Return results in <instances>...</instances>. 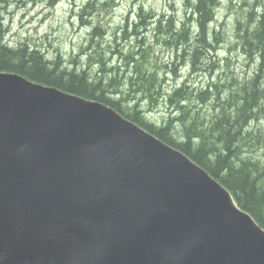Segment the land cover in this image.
Wrapping results in <instances>:
<instances>
[{
  "label": "water",
  "instance_id": "obj_1",
  "mask_svg": "<svg viewBox=\"0 0 264 264\" xmlns=\"http://www.w3.org/2000/svg\"><path fill=\"white\" fill-rule=\"evenodd\" d=\"M0 264H264V228L118 111L0 73Z\"/></svg>",
  "mask_w": 264,
  "mask_h": 264
},
{
  "label": "trees",
  "instance_id": "obj_2",
  "mask_svg": "<svg viewBox=\"0 0 264 264\" xmlns=\"http://www.w3.org/2000/svg\"><path fill=\"white\" fill-rule=\"evenodd\" d=\"M119 1L88 0L78 13L80 23L91 25L87 17L97 4L100 10L108 11ZM220 1L184 0V17L179 23L174 16H159L141 5L136 19L126 18L105 49L102 39L108 31L94 25L86 40L89 47L81 52L84 59L87 57L82 64L75 57L68 64L60 55L49 59L26 41L9 45L8 26L0 15V73L19 74L118 111L203 167L231 192L240 209L264 227V132L252 127L264 116V7L257 20L252 19L248 26L238 23L235 31L248 64H255L250 78L239 81L232 77L225 83L220 79L200 91L191 88L186 79L168 93L163 89L167 73L178 77L185 66L190 74L206 71L201 60L206 52H216L221 41V34L212 28ZM151 24L155 43L148 42L145 35ZM122 39H129L126 41L133 42L132 46L124 49ZM155 45L174 50L180 61L173 65L158 62ZM109 53L116 56V63L105 65ZM94 66L101 68L93 73ZM225 88L228 94L223 96ZM163 100L168 116L159 124L151 123L141 103L153 111ZM198 102L212 106L208 118L196 110ZM261 149V155H253Z\"/></svg>",
  "mask_w": 264,
  "mask_h": 264
},
{
  "label": "rangeland",
  "instance_id": "obj_3",
  "mask_svg": "<svg viewBox=\"0 0 264 264\" xmlns=\"http://www.w3.org/2000/svg\"><path fill=\"white\" fill-rule=\"evenodd\" d=\"M87 1L0 0V15L8 26L6 41L11 46L26 41L43 50L49 59L60 55L68 64L75 57L78 63L82 64L86 62L87 57L84 59L85 54L81 52L89 47L86 45V40L94 25L102 26L108 31V35L102 39L105 49L112 42V33L124 24L126 18H129V21L136 19V11L138 12V7L141 5L147 12L153 11L159 16L163 14L174 16L177 23L183 19L185 12L184 0H120L116 6L107 8L108 11L100 10L97 4L95 11L89 10L91 13L88 14L90 16L87 19L91 21V25H84L80 23L78 13ZM263 7L264 0H221L212 25L221 34L220 46L218 45L216 52H206L204 59L201 60L203 65L200 66L206 71L190 74V68L185 66L178 71V77L167 73V81L163 88L166 93L178 87L186 79L189 80L191 88L200 91L208 84L218 82L220 79H225L222 82L225 83L230 82L232 77L239 81L250 78L255 70V64H248L242 46L235 37V31L238 23L248 26L252 19L257 20ZM91 14L94 15L91 16ZM153 27L154 24H151L145 35L148 42L155 43ZM126 40L129 39H122L125 41L122 44L124 49L130 48L133 44ZM153 50L158 62L173 65L180 61L176 59L175 51L172 49L155 45ZM115 63V55L110 53L105 55V65ZM100 68V66H94L92 72L96 73ZM227 94L228 89H223V96ZM141 105L151 123L159 124L169 114L164 100L153 111H149V106L145 103ZM262 107L264 111V101ZM196 110L200 112L201 117L208 118L211 115L212 106L208 102L204 104L198 102ZM252 127H258L264 132V116L259 122L253 123ZM262 150L253 155H261Z\"/></svg>",
  "mask_w": 264,
  "mask_h": 264
},
{
  "label": "bare ground",
  "instance_id": "obj_4",
  "mask_svg": "<svg viewBox=\"0 0 264 264\" xmlns=\"http://www.w3.org/2000/svg\"><path fill=\"white\" fill-rule=\"evenodd\" d=\"M244 4V3H243ZM191 9V8H190ZM191 13V12H190ZM214 14V13H213ZM180 15V14H179ZM190 15V14H189ZM253 15V14H252ZM187 18V17H186ZM215 21V20H214ZM190 25V24H189ZM253 27V26H252ZM192 28V26H191ZM213 28V27H212ZM215 30V29H214ZM244 34V33H243ZM237 36V35H236ZM218 40V39H217ZM213 42V41H212ZM247 45V44H246ZM251 87V86H250ZM137 124V123H136ZM139 125V124H138ZM145 129V128H144ZM150 133V132H149ZM155 136V135H154ZM169 145V144H168ZM255 219V218H254Z\"/></svg>",
  "mask_w": 264,
  "mask_h": 264
}]
</instances>
